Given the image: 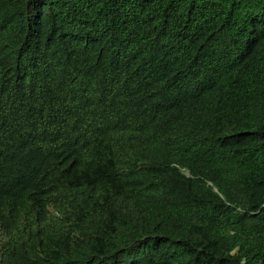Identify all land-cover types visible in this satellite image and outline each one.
Masks as SVG:
<instances>
[{
	"label": "trees",
	"instance_id": "16d2710c",
	"mask_svg": "<svg viewBox=\"0 0 264 264\" xmlns=\"http://www.w3.org/2000/svg\"><path fill=\"white\" fill-rule=\"evenodd\" d=\"M0 264H264V0H0Z\"/></svg>",
	"mask_w": 264,
	"mask_h": 264
}]
</instances>
